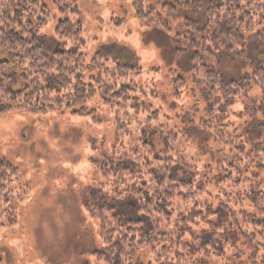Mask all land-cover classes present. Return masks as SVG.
I'll list each match as a JSON object with an SVG mask.
<instances>
[{
  "label": "trees",
  "instance_id": "obj_1",
  "mask_svg": "<svg viewBox=\"0 0 264 264\" xmlns=\"http://www.w3.org/2000/svg\"><path fill=\"white\" fill-rule=\"evenodd\" d=\"M48 1L60 16L57 21L47 0H0V118L11 114L36 118L55 113L85 114L84 107L97 96L114 113L117 149L100 168L103 185L85 203L90 218L99 224L104 243L94 256L104 264H136L139 253L152 249L154 261L149 264H221L216 259L225 258L226 243L235 233L250 250L241 264H264L261 175L242 171L228 156L221 158L220 193L231 201L235 195L230 193L238 191L240 203H249L256 214H246L244 225L228 204L215 209L207 198L212 194L201 183L198 163L179 155L177 136L160 125L161 111L149 102L156 99L155 89L148 92L136 83L141 74L138 59L134 62L131 55L113 48L89 58L85 52V18L78 1ZM183 1L185 5L181 0L175 5L165 4L163 11L169 18L177 8L199 12L200 20L186 22L193 72L198 87L209 95L207 115L214 117L204 126L223 145L243 152L247 141L231 137L226 127L233 116L242 118L258 106L251 80L262 93L264 115V63L251 79L241 81H229L208 70L206 64L218 61L220 53L226 51L246 58L241 43L245 35L254 34L257 26L264 24V0ZM133 6L143 26L168 36L172 33L165 24L167 19L150 11L148 0H134ZM52 23H56L54 47L48 46L42 35ZM259 36L264 47V31ZM184 82L179 80L180 87ZM238 106L240 112H236ZM86 114L96 125L102 124L96 111ZM156 126L167 134V149L162 153L154 145ZM139 127L140 132H134ZM254 151L257 161L264 165V150ZM252 158L245 155L250 163ZM28 190L19 170L0 157V227L16 224L13 203ZM226 216L233 230L226 227ZM217 217L222 218L221 223L212 221ZM200 222L210 229L203 236L183 228ZM187 235L194 238L193 244L183 242ZM222 262L235 264V258Z\"/></svg>",
  "mask_w": 264,
  "mask_h": 264
},
{
  "label": "rangeland",
  "instance_id": "obj_2",
  "mask_svg": "<svg viewBox=\"0 0 264 264\" xmlns=\"http://www.w3.org/2000/svg\"><path fill=\"white\" fill-rule=\"evenodd\" d=\"M77 1L85 18L86 55L91 58L100 50L113 48L117 53L131 55L134 62L138 59L141 74L136 83L148 92L155 89L156 99L151 98L149 102L161 111L160 125L177 136L179 155L198 163L201 183L212 194L207 196L209 203L215 209H222L223 203L228 204L247 225L246 214H256V211L249 203H240L238 191L230 193L235 195L231 201L220 193L218 183L222 171L218 161L228 156L242 171L259 173L264 183V165L257 161L254 151L264 150L263 98L257 82L251 80L252 95L258 102L256 109L242 118L233 116L226 127L231 137L247 141L242 152L223 145L216 134L204 126L205 121L214 117L207 115L209 95L198 87L193 72L186 22L200 20L198 11L177 8L174 17L169 18L163 7L175 5L178 0H148L150 11L167 19L165 24L172 31L168 36L138 21L134 0ZM47 4L56 13L57 21L60 16L48 0ZM55 27L56 23H52L42 34L50 47L55 44ZM262 31L264 24L258 25L254 34L245 35L241 50L246 58L221 52L219 60L208 61L206 68L229 81L251 79L254 71L264 63V47L259 36ZM180 79L185 81L183 87L179 85ZM241 110L240 106L236 108V112ZM92 111L97 112L101 125H96L86 114ZM83 112L86 115L55 113L36 118L11 114L0 118V157L19 170L29 187L27 194L13 203L16 224L0 227V264H104L93 254L103 248L104 243L99 224L90 218L85 203L103 185L100 168L117 149L115 115L104 106L100 96L86 104ZM134 130L138 133L140 127ZM166 135L156 126L154 145L157 152L167 149ZM125 144L129 145L128 138ZM245 155L253 157V162L246 160ZM220 219L212 221L221 223ZM224 221H227L228 230H233L230 217L226 216ZM183 228L190 229L189 233L195 236L210 231L201 222ZM193 239L187 235L183 242L193 244ZM224 253L225 258H217V262L224 264L222 261L235 258V264H241L248 259L250 250L244 240L232 233ZM152 261V249L142 251L134 259L136 264Z\"/></svg>",
  "mask_w": 264,
  "mask_h": 264
}]
</instances>
